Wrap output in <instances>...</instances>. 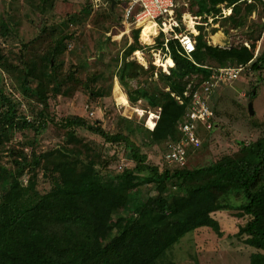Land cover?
<instances>
[{
  "label": "trees",
  "instance_id": "obj_1",
  "mask_svg": "<svg viewBox=\"0 0 264 264\" xmlns=\"http://www.w3.org/2000/svg\"><path fill=\"white\" fill-rule=\"evenodd\" d=\"M196 1L202 13H220L222 26L229 25L230 29L250 28L251 17L259 12V6L264 10V0ZM223 8H232V13L223 16ZM175 14L182 23L184 20L177 7ZM180 23L177 31H181ZM195 28L197 33L191 29L187 33L196 40V49L190 55L177 39L166 42L164 33L156 39V44L162 46L174 62L169 73L164 71L157 75L163 87L154 79H146L145 84L136 89L130 86L133 79L154 75L155 66L145 69L139 61L128 60L141 49L140 29L135 31V41L125 48L123 63L115 73L131 103L145 98L149 110L158 113L155 127L146 129L152 143L161 144L176 138V129L190 102L185 92L193 93L210 79L212 67L249 65L250 71L264 68V49L254 60L264 23L250 28L248 36L255 40L248 46H226V37L213 44L203 24L197 23ZM149 36L141 32L142 39ZM2 58L0 54V66L13 68ZM39 65L27 62L25 66L14 68V77L23 90L33 95L28 97L42 103L31 113L33 121L19 112L16 100L0 91V145L9 140L12 131L33 129L40 133L54 121L49 116L47 99L50 92H61V87L57 78L43 70L44 67L54 68V60L44 56ZM69 73L71 78L72 71ZM53 78L56 81L50 87ZM256 93L255 89L251 91L250 98ZM212 108L214 111V106ZM62 125L66 129L67 146L47 150L31 159L21 155L12 169L0 166V183H4L0 193V264H173L171 252L186 235L202 227L221 234L220 225L211 213L231 206L232 195L242 199L243 213L252 218L241 232L249 236L251 246L264 250V136L249 145L240 142L237 152L210 165L189 169L188 160L185 167L178 168L168 166L162 159L160 170L158 165L147 163L146 154L127 135L92 129L108 142L126 147L135 162L133 168L118 171L114 181H107L100 176L93 159L83 157L86 143L75 131L80 126L90 128L87 121L68 117L63 119ZM209 134L210 131L204 130L203 137ZM201 149L202 146L196 152ZM27 168L32 172L41 168L44 173L56 175L53 187L40 194L35 179H29L24 186L21 177ZM146 171L150 175H140ZM145 184L162 189L143 201L139 192ZM169 184L177 189L169 191ZM120 208L126 214L125 224L120 232L104 242L101 234L114 228L112 217ZM252 264H264V256L253 255Z\"/></svg>",
  "mask_w": 264,
  "mask_h": 264
},
{
  "label": "rangeland",
  "instance_id": "obj_2",
  "mask_svg": "<svg viewBox=\"0 0 264 264\" xmlns=\"http://www.w3.org/2000/svg\"><path fill=\"white\" fill-rule=\"evenodd\" d=\"M109 4L95 0H0V54L5 64L13 66L7 69L0 66V91L16 100L19 112L33 121L31 113L36 112L42 103L29 98L32 94L23 90L14 77V68L25 66L27 62L39 67L42 57H51L54 68L44 67L47 70H43L57 78L61 87V92H50L47 99L49 116L54 121L40 133L33 129L10 132L9 140L0 145V166L12 169L15 160H21V155L31 159L47 150L67 146L63 119L81 117L90 125V128L76 127L75 131L76 136L86 143L83 157L93 159L104 180L114 181L118 171L133 168L135 162L126 147L108 142L92 129L127 135L146 154L147 163L162 169L163 143H152L146 130V122L149 125L153 122L149 119L150 110L145 98L131 103L115 73L123 63L125 48L135 41L137 29H140L138 41L141 49L134 53L140 52L141 60L134 57V53L128 60L139 61L145 69L150 66L155 69L153 76L147 74L131 80L133 89L151 79L158 83L160 72L169 73V67L165 69L161 63L168 56L162 46L154 43L157 32L141 29L134 20L141 7L134 9L128 22L124 17L126 4L117 3L114 15ZM177 11L184 20L179 22L181 31L178 32L187 34L192 30L197 33L195 24L198 22L204 25L205 34L213 44L226 37V46L254 43L255 38L250 39L248 31L252 26L255 28L264 23L262 6L252 15L250 28L239 29L222 26L220 13H202L196 0H177ZM141 32L150 36L142 39ZM55 81L54 78L50 81V87ZM158 86L163 87L162 83ZM254 89L257 93L251 99ZM211 101L215 111L214 128L202 138V149L189 157V169L210 165L237 152L240 142L249 145L264 136V68L258 71L248 68L237 80L220 84ZM250 101L253 102L254 115L249 113ZM140 175L148 176L150 172H141ZM29 179H35L37 191L45 194L53 187L56 175L44 173L41 168L35 172L27 168L21 177L24 186ZM168 188L169 191L177 189L171 184ZM3 189L4 183L1 182L0 193ZM161 189L154 184H145L139 193L145 201L149 194ZM241 203L240 197L232 195L231 206L211 213L220 225L221 234L202 227L182 238L171 252L173 264H252L253 255L264 256V250L251 246L249 236L241 232L252 219L243 213ZM125 221V211L120 208L112 217L114 228L103 232L102 240L106 242L120 232Z\"/></svg>",
  "mask_w": 264,
  "mask_h": 264
},
{
  "label": "built area",
  "instance_id": "obj_3",
  "mask_svg": "<svg viewBox=\"0 0 264 264\" xmlns=\"http://www.w3.org/2000/svg\"><path fill=\"white\" fill-rule=\"evenodd\" d=\"M117 3L126 4L124 17L129 22L136 7H141V11L136 14L134 20L141 29L148 22L156 25L157 34L154 36V43L161 33L165 35V41L177 39L184 48L187 55L192 54L196 49V40L189 34L178 32L179 21L176 18L175 8L177 0H116ZM100 3H110L109 0H95ZM232 12V8H223L221 14L226 16ZM198 22H196L197 24ZM245 45L249 43L245 42ZM166 47V43L164 45ZM264 32L259 39L254 54V60L262 53L264 49ZM165 55H167L165 53ZM168 56V55H167ZM172 66H170L171 68ZM169 68V69H170ZM249 68L246 66H221L212 67L211 78L204 81L202 85L193 91L185 92L190 97V102L186 106L182 121L176 129L175 139H168L163 142V159L165 164L170 167H185L188 164L190 154L199 150L203 142V132L211 131L214 126V111L211 105L212 95L217 87L222 83H230L237 80L242 73ZM169 72V70H167ZM182 102V101H181ZM149 119L153 125L147 126L153 129L158 119V113L149 112ZM148 119V120H149Z\"/></svg>",
  "mask_w": 264,
  "mask_h": 264
},
{
  "label": "bare ground",
  "instance_id": "obj_4",
  "mask_svg": "<svg viewBox=\"0 0 264 264\" xmlns=\"http://www.w3.org/2000/svg\"><path fill=\"white\" fill-rule=\"evenodd\" d=\"M136 22H138V21H136ZM138 23H139V22H138ZM147 25H149V27H148L147 29H143V30L155 31L154 33L158 32V31H157V28H156V25L153 24L152 22H148V23H146L145 26H147ZM133 56H134V57H137V56H138V57H139V61L141 60V59H140V52H136V53H134ZM161 60H162V58H160L159 61L161 62ZM161 63L164 64L165 69H167L168 67L174 65V62H173V60L171 59V57H167V58L164 60V62H161Z\"/></svg>",
  "mask_w": 264,
  "mask_h": 264
},
{
  "label": "water",
  "instance_id": "obj_5",
  "mask_svg": "<svg viewBox=\"0 0 264 264\" xmlns=\"http://www.w3.org/2000/svg\"><path fill=\"white\" fill-rule=\"evenodd\" d=\"M109 1L111 3L112 9L114 10V8L117 4V1L116 0H109ZM249 113H250V115H254V113H255V111L253 109V102L252 101L249 102Z\"/></svg>",
  "mask_w": 264,
  "mask_h": 264
},
{
  "label": "crops",
  "instance_id": "obj_6",
  "mask_svg": "<svg viewBox=\"0 0 264 264\" xmlns=\"http://www.w3.org/2000/svg\"><path fill=\"white\" fill-rule=\"evenodd\" d=\"M170 68V67H169Z\"/></svg>",
  "mask_w": 264,
  "mask_h": 264
}]
</instances>
